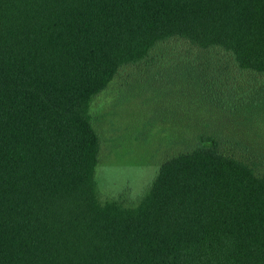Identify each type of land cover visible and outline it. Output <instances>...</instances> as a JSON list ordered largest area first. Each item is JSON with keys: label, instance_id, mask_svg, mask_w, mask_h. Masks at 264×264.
Returning <instances> with one entry per match:
<instances>
[{"label": "trees", "instance_id": "trees-1", "mask_svg": "<svg viewBox=\"0 0 264 264\" xmlns=\"http://www.w3.org/2000/svg\"><path fill=\"white\" fill-rule=\"evenodd\" d=\"M129 66L214 113L135 201L100 195L92 115ZM0 264H264V0H0Z\"/></svg>", "mask_w": 264, "mask_h": 264}, {"label": "rangeland", "instance_id": "rangeland-1", "mask_svg": "<svg viewBox=\"0 0 264 264\" xmlns=\"http://www.w3.org/2000/svg\"><path fill=\"white\" fill-rule=\"evenodd\" d=\"M163 46L169 52L176 46L185 47L175 40ZM165 52L167 56L159 59L157 48L148 59L147 70L159 78L169 65L162 66L158 61L169 64L168 59L174 58L173 54ZM139 67L122 69L93 101V124L100 136L95 178L103 198L122 194L128 201L137 200L153 180L163 159L183 147L178 140L193 133L192 124L197 120L206 123V119L214 115L206 105L198 107L207 98L198 87L199 75L180 67L168 70L161 78L166 79L167 85L159 82L154 86L144 82L147 74ZM223 114L219 113L212 120L231 117Z\"/></svg>", "mask_w": 264, "mask_h": 264}]
</instances>
